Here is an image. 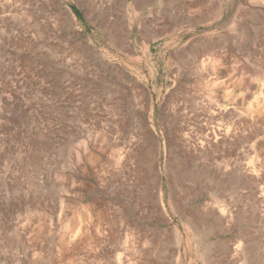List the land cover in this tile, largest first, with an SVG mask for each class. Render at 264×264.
I'll return each mask as SVG.
<instances>
[{
    "label": "rangeland",
    "instance_id": "374dc122",
    "mask_svg": "<svg viewBox=\"0 0 264 264\" xmlns=\"http://www.w3.org/2000/svg\"><path fill=\"white\" fill-rule=\"evenodd\" d=\"M263 195L264 0H0V264H264Z\"/></svg>",
    "mask_w": 264,
    "mask_h": 264
},
{
    "label": "bare ground",
    "instance_id": "6f19581e",
    "mask_svg": "<svg viewBox=\"0 0 264 264\" xmlns=\"http://www.w3.org/2000/svg\"><path fill=\"white\" fill-rule=\"evenodd\" d=\"M258 23H260V22H258ZM216 45H217V44H216ZM194 49H195V48H194ZM192 50H193V49H192ZM185 52H186V51H185ZM198 52H201V50L198 51ZM202 52H203V50H202ZM202 52H201V53H202ZM203 53H205V52H203ZM199 55H201V54H199ZM202 56H203V55H202ZM204 56H205V55H204ZM204 58H205V57H204ZM200 60H202V59H200ZM192 62H193V61H192ZM211 62H212V61H211ZM200 64H201V63H200ZM202 67H203V66H202ZM198 71H199V70H198ZM203 74H204V73H203ZM206 77H207V76H206ZM210 78H211V77H210ZM136 96H137V95H136ZM138 96H139V95H138ZM190 106H191V105H190ZM195 107H196V106H195ZM198 108H199V107H198ZM189 109H190V108H189ZM196 114H197V113H196ZM226 114H227V113H226ZM216 115H217V114H216ZM130 116H131V115H130ZM212 118H213V117H212ZM218 118H220V117H218ZM186 119H187V118H186ZM199 119H200V118H199ZM209 119H210V118H209ZM214 119H215V118H214ZM220 119H221V118H220ZM202 120L206 121V118H205V119H202ZM207 120H208V119H207ZM208 121H209V120H208ZM208 121H207V122H208ZM209 122H210V121H209ZM209 122H208V123H209ZM213 122H214V121H213ZM215 122H217V121H215ZM215 122H214V123H215ZM197 123H198V122H197ZM197 123H196L195 125H197ZM208 123H207V124H208ZM217 124H218V123H217ZM222 124H223V123H222ZM198 125H199V124H198ZM208 125H209V124H208ZM234 125H235V124H234ZM199 126H200V125H199ZM210 126H211V125H210ZM210 126H209V127H210ZM227 126H228V125H227ZM205 127H206V126H205ZM231 127H232V126H231ZM213 128H214V127H213ZM226 128H227V127H226ZM190 129H191V128H190ZM208 129H209V128H208ZM218 129H220V128H218ZM221 129H223V128L221 127ZM228 129H229V128H228ZM198 130H199V129H198ZM225 130H226V129H225ZM229 130H230V129H229ZM134 131H135V130H134ZM196 131H197V130H196ZM202 131H203V130H202ZM205 131H206V130H205ZM221 131H222V130H221ZM207 132H208V131H207ZM227 132H228V131H227ZM232 132H233V131H232ZM215 133H216V132H215ZM223 133H224V132H223ZM189 134H190V133H189ZM199 134H200V133H199ZM210 134H211V133H209V135H210ZM226 134H227V133H226ZM136 135H137V134H136ZM202 135H204V134H202ZM202 135H201V136H202ZM206 135H207V134H206ZM223 135H224V134H223ZM228 135H229V134H228ZM108 136H109V135H108ZM197 136H198V135H197ZM201 136H200V137H201ZM229 136H230V135H229ZM200 137H199V138H200ZM202 137H203V136H202ZM212 137H213V135H212ZM227 137H228V136H227ZM230 137H231V136H230ZM109 138H110V137H109ZM193 138H194V137H193ZM210 138H211V137H210ZM219 138H220V137H219ZM197 139H198V138H197ZM201 139H202V138H201ZM211 139H212V138H211ZM217 139H218V138H217ZM221 139H222V138H221ZM226 139H227V138H226ZM190 140H191V139H190ZM194 140H195V139H194ZM205 140H206V139H205ZM227 140H229V139H227ZM191 141H192V140H191ZM191 141H190V143H191ZM211 141H212V140H211ZM118 142H119V141H118ZM122 142H123V141H122ZM130 142H131V141H130ZM140 142H141V141H140ZM197 142H198V141H197ZM200 142H201V141H200ZM200 142H198V143H200ZM214 142H215V141H214ZM224 142H225V140H224ZM230 142H232V141L230 140ZM230 142H227V143H230ZM201 143H202V142H201ZM205 143H206V142H205ZM216 143H217V142H216ZM216 143H215V145H216ZM192 144H193V142H192ZM194 144H195V142H194ZM194 144H193V145H194ZM196 144H197V143H196ZM208 144H209V142H208ZM119 145H120V144H119ZM202 145H203V144H202ZM213 145H214V144H213ZM230 145H231V144H230ZM230 145H229V146H230ZM242 145H243V144H242ZM205 146H206V145H205ZM210 146H211V145H210ZM192 147H193V146H192ZM192 147H191V148H192ZM202 147H203V146H202ZM213 147H214V146H213ZM227 147H228V146H227ZM129 148H130V147H129ZM186 149H188L187 146H186ZM193 149H194V148H193ZM202 149H203V148H202ZM195 150H196V149H195ZM246 151H247V150H246ZM204 152H205V151H204ZM129 155H130V154H129ZM126 156H127V155H126ZM226 156L230 157L229 155H226ZM231 156H232V155H231ZM120 157H121V156H120ZM127 157H128V156H127ZM188 158H189V157H188ZM192 159H193V158H192ZM192 159H191V161H192ZM223 159H224V158H223ZM226 159H227V158H226ZM228 159H229V158H228ZM230 159H231V158H230ZM234 159H235V158H234ZM234 159H233V160H234ZM133 160H134V159H133ZM188 160H189V159H188ZM193 160H194V159H193ZM216 160H217V159H216ZM235 160H236V159H235ZM235 160H234V161H235ZM191 161H190V163H191ZM196 161H199V160H196ZM222 161H223V160H222ZM236 161H237V160H236ZM183 162H184V161H183ZM223 162H224V161H223ZM230 162H232V161H230ZM131 163H132V162H131ZM181 163H182V162H181ZM187 163H188V162H187ZM187 163H186V164H187ZM127 164H128V163H127ZM222 164H224V163H222ZM182 165H184V164H182ZM189 165H190V164H189ZM230 165H231V164H230ZM132 166H133V165H132ZM198 166H199V165H198ZM239 166H240V165H239ZM204 167H205V166H204ZM243 167H244V166H243ZM188 168H189V167H188ZM232 168H233V166H232ZM232 168H231V169H232ZM239 168H240V167H238V168H236V169L239 170ZM252 168H253V167H252ZM259 168H260V167H259ZM200 169H201V168H200ZM214 169H215V167H214ZM250 169H251V168H250ZM253 169H254V168H253ZM108 170H109V169H108ZM241 170H242V168H241ZM244 170H245V169H244ZM260 170H262V169H260ZM197 171H198V170H197ZM246 171H247V170H246ZM202 172H204V171H202ZM202 172H201V173H202ZM240 172H241V171H240ZM187 173H188V172H187ZM229 173H231V172H229ZM244 173H245V172H244ZM247 173H248V172H247ZM253 173H254V172H253ZM188 174H189V173H188ZM209 174H210V173H209ZM255 174H256V173H255ZM255 174H254V175H255ZM199 175H200V173H199ZM203 175H205V173H204ZM223 175H224V174H223ZM229 175H230V174H229ZM242 175H244V174H242ZM259 175H260V174H259ZM180 176H182V175H180ZM235 176H236V175H235ZM244 176H246V175H244ZM247 176H248V175H247ZM247 176H246V177H247ZM257 176H258V174H257ZM186 177L188 178V175H187ZM197 177H198V176H197ZM220 177H221V176H220ZM246 177H245V178H246ZM254 177H255V176H254ZM192 178H193V177H192ZM222 178H223V177H222ZM248 178H249V177H248ZM251 178H252V177H251ZM183 179H184V178H183ZM224 179H226V178H224ZM232 179H233V178H232ZM254 179H255V178H254ZM254 179H253V181H254ZM258 179H259V178H258ZM261 179H262V178H261ZM184 180H185V179H184ZM197 180H198V179H197ZM221 180H222V179H221ZM237 180H238V179H237ZM246 180H249V179H246ZM225 181H226V180H225ZM230 181H233V180H230ZM238 181H239V180H238ZM249 181H251V179H250ZM255 181H256V180H255ZM189 182H190V181H189ZM196 182H197V181H196ZM219 182H220V181H219ZM219 182H218V183H219ZM247 182H248V181H247ZM247 182H245L244 185H246ZM256 182H257V181H256ZM226 183H227V181H226ZM230 183H231V182H230ZM257 183H258V182H257ZM145 184H146V183H145ZM227 184H228V183H227ZM251 184L254 185V183H251ZM228 185H229V184H228ZM237 185H238V184H237ZM247 185H248V184H247ZM247 185H246V186H247ZM258 185H259V183H258ZM110 186H111V185H110ZM217 186H218V185H217ZM219 186H220V185H219ZM246 186H245V187H246ZM254 186H255V185H254ZM111 187H112V186H111ZM223 187H224V185H223ZM235 187H236V186H235ZM243 187H244V186H243ZM259 187H260V186H259ZM220 188H221V187H220ZM253 188H254V187H253ZM253 188H251V189H253ZM260 188H261V187H260ZM260 188L257 189V193L254 191L253 194H256L257 197H260V199H261V195L263 194V192H262V190L260 191ZM221 189H224V188H221ZM234 189H235V188H234ZM248 189H249V188H248ZM251 189H249V191H250ZM224 190H225V189H224ZM230 190H231V189H230ZM230 190H229V191H230ZM253 190H256V189L254 188ZM241 191H242V190H241ZM247 191H248V190H247ZM247 191H246V192H247ZM217 192H218V191H217ZM244 192H245V191H244ZM246 192H245V193H246ZM220 193H221V191H220ZM228 193H229V192H228ZM235 193H236V192H235ZM250 193L252 194L251 191H250ZM136 194H137V193H136ZM231 194H232V193H231ZM243 194H244V193H243ZM246 194H247V193H246ZM161 195H162V194H161ZM216 195H217V194H216ZM218 195H221V194H218ZM237 195H238V194H237ZM140 196H141V195H140ZM233 196H234V195H233ZM246 196H248V195H246ZM249 196H250V195H249ZM263 196H264V195H263ZM263 196H262V197H263ZM216 197H217V196H216ZM218 197H219V196H218ZM231 197H232V196H231ZM246 198H247V197H246ZM255 198H256V197H255ZM141 199H142V198H141ZM237 199H238V198H237ZM237 199H236V201H237ZM256 199H259V198H256ZM263 199H264V198H262V201H263V203H264V200H263ZM242 201H243V200H242ZM260 201H261V200H260ZM262 201H261V203H262ZM142 202H143V201H142ZM234 202H235V199H234ZM251 202H252V200H251ZM232 203H233V202H232ZM247 203H248V202H247ZM254 203H256V202H254ZM244 204H245V203H244ZM258 204H259V203H258ZM234 205H235V204H234ZM144 206H145V205H144ZM208 206H209V205H208ZM162 207H163V206H162ZM230 207H231V206H230ZM201 209H202V208H201ZM198 210H200V209H198ZM261 210H263V209H261ZM196 211H197V210H196ZM216 211H217V210H216ZM263 211H264V210H263ZM263 211H262V212H263ZM197 212H198V211H197ZM219 212H220V211H219ZM260 212H261V211H260ZM165 214H166V213H165ZM196 214H197V213H196ZM166 215H167V214H166ZM261 216H262V215H261ZM231 218H232V217H231ZM224 219H225V218H224ZM239 219H240V218H239ZM227 221H228V220H227ZM130 225H131V224H130ZM224 225H225V224H224ZM121 226H122V225H121ZM145 226H146V225H145ZM263 226H264V225H263ZM242 227H243V226H242ZM240 228H241V227H240ZM237 229H238V228H237ZM244 229H245V228H244ZM156 231H157V230H156ZM172 231H173V233L175 234V236L178 237V238L180 239V237H179V232H178V228L172 226ZM235 231H236V230H235ZM241 231H242V230H241ZM245 231H246V230H245ZM135 232H136V231H135ZM165 233H167V232H165ZM241 233H242V232H241ZM244 233H245V232H244ZM144 234H145V233H144ZM154 234H155V231H154ZM162 234H163V233H162ZM167 234H168V233H167ZM125 235H126V234H125ZM138 235H139V234H138ZM148 235H149V234H148ZM165 235H166V234H165ZM249 235H250V234H249ZM139 236H140V235H139ZM144 236H145V235H143V237H144ZM146 236H147V235H146ZM169 236H170V235H169ZM169 236H168V238H169ZM173 236H174V235H173ZM143 237H142V238H143ZM147 237H148V239H149V236H147ZM231 237L233 238V236H231ZM241 237H242V236H241ZM245 237H246V236H245ZM247 237H248V236H247ZM122 238H123V237H122ZM151 238H152V237H151ZM153 238H154V237H153ZM153 238H152V239H153ZM163 238L166 239V237H164V236H163ZM114 239H115V238H114ZM159 239H160V238H159ZM179 239H178V240H179ZM249 239H250V238H249ZM143 240L146 241V239H143ZM150 240H151V239H150ZM167 240H169V239H167ZM167 240H165V241H167ZM176 240H177V239H176ZM236 240H237V239H236ZM236 240H235V241H236ZM240 241H241V240H240ZM163 242H164V239H163ZM179 242H180V241H179ZM227 242H228V241H227ZM248 244H249V243H248ZM228 245H229V244H228ZM228 245L226 244V246H228ZM233 245H234V244H233ZM249 245H251V244H249ZM240 247H241V244H240V242L237 241V242L235 243V245H234L233 248H234L235 250H237V252H238V251L241 250V249L238 250V248H240ZM245 248H246V247H245ZM244 250H245V249H244ZM244 250H243V251H244ZM147 252H148V251H147ZM237 252H236V253H237ZM244 252H245V251H244ZM144 253H145V252H144ZM225 253H226V252H225ZM141 254H142V253H141ZM232 254H233V253H232ZM238 254H239V252H238ZM238 254H237V255H238ZM237 255H236V256H237ZM237 257H238V256H237ZM233 263H234V262H233ZM247 263L249 264V262H247ZM251 263H252V262H251ZM252 264H253V263H252Z\"/></svg>",
    "mask_w": 264,
    "mask_h": 264
}]
</instances>
